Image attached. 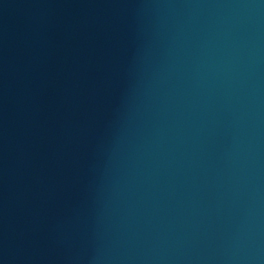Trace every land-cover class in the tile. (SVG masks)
I'll list each match as a JSON object with an SVG mask.
<instances>
[{"label": "water", "instance_id": "95a60500", "mask_svg": "<svg viewBox=\"0 0 264 264\" xmlns=\"http://www.w3.org/2000/svg\"><path fill=\"white\" fill-rule=\"evenodd\" d=\"M0 264H264V0H0Z\"/></svg>", "mask_w": 264, "mask_h": 264}]
</instances>
